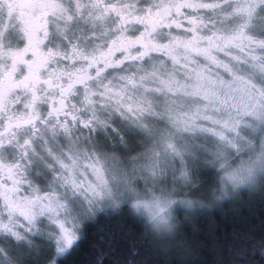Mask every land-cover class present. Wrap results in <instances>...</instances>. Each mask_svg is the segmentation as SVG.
I'll list each match as a JSON object with an SVG mask.
<instances>
[{
    "label": "snow or ice",
    "instance_id": "obj_1",
    "mask_svg": "<svg viewBox=\"0 0 264 264\" xmlns=\"http://www.w3.org/2000/svg\"><path fill=\"white\" fill-rule=\"evenodd\" d=\"M257 147L264 0H0V264H57L122 188ZM100 231L90 264L132 237ZM235 256L264 264V235Z\"/></svg>",
    "mask_w": 264,
    "mask_h": 264
},
{
    "label": "trees",
    "instance_id": "obj_2",
    "mask_svg": "<svg viewBox=\"0 0 264 264\" xmlns=\"http://www.w3.org/2000/svg\"><path fill=\"white\" fill-rule=\"evenodd\" d=\"M205 167L204 164L197 166L191 176L202 188H207L214 180V173ZM180 215L182 224L177 234L160 240L149 233L142 220L126 206L98 213L82 226L78 247L70 255L58 258L57 264H90L96 255L92 245L101 239H112L101 233L105 226L113 234L121 230L132 233V237L120 242L119 250L108 257L109 264L113 258L126 254L133 239L139 251L138 264H233L246 235L257 238L264 235V184L241 192L211 211L197 213L186 220ZM142 236L149 238L142 240Z\"/></svg>",
    "mask_w": 264,
    "mask_h": 264
},
{
    "label": "clouds",
    "instance_id": "obj_3",
    "mask_svg": "<svg viewBox=\"0 0 264 264\" xmlns=\"http://www.w3.org/2000/svg\"><path fill=\"white\" fill-rule=\"evenodd\" d=\"M206 160V166L214 173V180L207 188L200 187L195 179L155 187L138 182L131 189L117 192L116 204L128 207L149 233L166 240L179 231L180 214L186 220L264 184V152L259 147L241 154L224 150L223 155H209Z\"/></svg>",
    "mask_w": 264,
    "mask_h": 264
},
{
    "label": "rangeland",
    "instance_id": "obj_4",
    "mask_svg": "<svg viewBox=\"0 0 264 264\" xmlns=\"http://www.w3.org/2000/svg\"><path fill=\"white\" fill-rule=\"evenodd\" d=\"M206 166V165H205ZM177 167H179V165H177ZM205 169H209L207 166L205 167ZM210 170V169H209ZM177 177L180 176V173L177 172L176 173ZM192 174L190 173V177L189 179L191 180L192 179ZM167 181L168 182H171L172 180V176H171V172H169L168 176L166 177ZM141 183H144L142 180L140 181ZM106 208V211H109V212H112V211H115L118 207H115L114 205H108V206H105ZM87 220L83 221L82 224H81V228H80V231L77 233L78 236H81V230H82V226L84 225V223L86 222Z\"/></svg>",
    "mask_w": 264,
    "mask_h": 264
}]
</instances>
